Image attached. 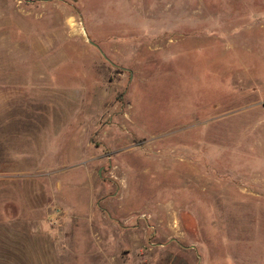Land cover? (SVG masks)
<instances>
[{"label":"rangeland","instance_id":"rangeland-1","mask_svg":"<svg viewBox=\"0 0 264 264\" xmlns=\"http://www.w3.org/2000/svg\"><path fill=\"white\" fill-rule=\"evenodd\" d=\"M0 264H264V0H0Z\"/></svg>","mask_w":264,"mask_h":264}]
</instances>
